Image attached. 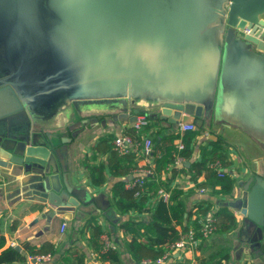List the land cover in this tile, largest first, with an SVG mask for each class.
<instances>
[{
    "label": "water",
    "instance_id": "95a60500",
    "mask_svg": "<svg viewBox=\"0 0 264 264\" xmlns=\"http://www.w3.org/2000/svg\"><path fill=\"white\" fill-rule=\"evenodd\" d=\"M263 76L264 0H0V168L14 196L57 215L108 214L104 192L72 183L62 130L103 112L133 122L139 108L203 127L220 98L226 118L242 113ZM239 187L227 202L239 245L257 246L264 173Z\"/></svg>",
    "mask_w": 264,
    "mask_h": 264
},
{
    "label": "crops",
    "instance_id": "0c3cea01",
    "mask_svg": "<svg viewBox=\"0 0 264 264\" xmlns=\"http://www.w3.org/2000/svg\"><path fill=\"white\" fill-rule=\"evenodd\" d=\"M242 111V113L240 112L235 117L230 118L213 115L209 119L208 116L205 125L200 130L201 133L192 138L190 142V145L194 147L191 159L187 160L186 158L185 160V164L190 166V163L201 157L200 145H207L209 149L214 146L215 153L222 156L225 173L234 181L233 193L235 189L239 192L240 182L246 180L250 174L264 173V76L261 88L257 89L254 95L249 96L248 101L244 102ZM93 118L91 123L86 125L76 136L72 135L74 129L71 131L62 130L60 138L64 136L72 139L68 144L70 147L68 159L72 183L76 186L85 185L91 194L104 192L106 199L111 202V207L108 210L109 216L93 205L86 206L82 212L76 209L75 214L72 210L67 211L64 215H57L52 205L14 196L17 184H10L11 182L6 179L5 171L0 168V229L6 238L5 246L0 250V254L5 248L20 246L19 251L26 254L29 260L34 255L27 250L26 244L39 249L44 243H50L63 250H69L70 255L68 257L71 264H78L82 256L85 257L83 264H93L91 263L94 258L93 254H97L104 264H109L108 261L101 260L99 256V252H106L104 244L98 250L94 241H92L93 244L91 243L93 228L89 227L88 221L95 219L104 229V232L99 236V242L104 243L105 239L109 240L110 244L115 246L114 250L120 252L124 264H144L143 261H136L127 250L126 244L132 239L125 236L118 223L126 217L140 218L144 217L145 214L139 212L119 214L113 206L111 191L115 183L121 179L128 181L145 171L154 175L155 161L150 163L138 158L137 167L129 174L119 176L111 173L110 167L106 164L111 152L115 151L114 139L125 133L134 136H140V134L128 127L132 122L130 119L114 120L109 112L100 113ZM40 123L46 126L55 124L53 120L41 121ZM61 128L58 127L60 130ZM77 128L79 127L76 126L75 129ZM156 131H160L159 127L155 126L152 129L148 127L141 134L151 133L152 135ZM163 133L164 131L160 132V135ZM102 164L106 165L104 171L106 180L102 185H95L92 183V175L97 172L96 168ZM167 175L168 173L164 171L162 178L164 179ZM193 175V170L182 169L181 175H178L177 179L175 176L172 180V188L181 186L187 190L195 186L196 183L192 180ZM205 180L206 173L203 171L197 176V181L202 183ZM125 187L128 189L127 182ZM233 193L232 195L211 196L207 189L203 194L198 190L190 198L189 206L195 210L201 199L210 198L213 212L226 207L229 212L241 219V215L227 205V202L233 198ZM154 201L151 200L150 205ZM88 208L90 209L88 210ZM63 222H66L67 226L64 231H61ZM175 227L178 231L182 230L179 224H176ZM236 233L237 230L232 232L215 230L205 242V249L199 246L197 249L185 252L175 251L164 264H172L176 259L188 260L189 264H202L203 259L208 257L212 259L211 256L213 255H218L222 264H264V239L257 246L252 244L244 247L239 245ZM58 257L59 255L56 254L50 260L40 264H56ZM32 263L34 264V262ZM13 264L25 263L14 262Z\"/></svg>",
    "mask_w": 264,
    "mask_h": 264
},
{
    "label": "trees",
    "instance_id": "16d2710c",
    "mask_svg": "<svg viewBox=\"0 0 264 264\" xmlns=\"http://www.w3.org/2000/svg\"><path fill=\"white\" fill-rule=\"evenodd\" d=\"M201 128L202 127L197 126L195 130L189 131L183 137L185 148L182 154L187 160L191 159L194 152V147L190 145V142L192 138H195L201 133ZM158 135L160 138H158L157 142L154 140L153 136L155 146H153L155 173L154 175L147 174L146 176L148 180L145 184V188L150 190V194L135 196L133 189H126L125 187L127 179L117 181L111 191L113 206L119 214L125 215V213L130 212L145 214L144 217L140 218L126 217L118 223L119 228L124 232L125 236H129L132 239V241H128L126 244L127 250L138 262H142L144 259H151L153 261L162 256L168 249V246L180 237L179 231L175 227L176 224L182 227V231H187L190 227H193L200 236L201 220L213 213L216 219V230L221 232H232L237 227L236 216L229 212L226 207L213 212L210 198L201 199L196 205L195 210H192L189 206L192 195L197 193L202 187L206 188L211 196L232 195L233 193V179L226 173L224 176H219L217 172L209 166V163L212 161L223 160L220 154L215 153L216 149H214V146L212 149H209L207 145H200V159L190 163V166L184 163L183 170L194 171L192 180L196 183L195 186L187 190H184L181 186L172 188L171 182L176 176L177 171L174 168H169V166L172 167L175 155L178 152L175 141L180 137V133L173 124H170L167 132ZM136 157L134 153L120 155L117 151H112L106 165L110 167L111 173L115 175L121 176L129 174L137 167ZM106 165L102 164L96 168L97 172L94 173L95 175H92L93 184L102 185L105 182L106 177L104 171ZM164 171L167 172L168 175L163 179L162 174ZM203 171L206 173V180L202 183H198L197 176ZM154 176L155 179H153ZM160 187L171 190L169 203L165 202L163 198L157 195V191ZM152 199L155 200L153 203L154 205H150L149 203ZM88 225L93 228L91 243L93 244L92 241H94L96 248L99 250L103 242H99L98 239L100 234L104 232V229L95 219H90ZM110 237H112V235H110ZM206 241L207 240H203L200 245L203 249L206 248ZM5 243L6 238L0 229V250L5 246ZM25 247L32 255L50 253L52 257H54L58 254L59 257L56 259V264H71L68 257L70 251L63 250L59 246L44 243L39 249L29 244H26ZM99 256L101 260H106L109 264H124L120 252L112 248L107 249L106 252H99ZM211 257L212 259L209 257L203 259L202 264H222L221 260L218 259V255H213ZM84 258L85 257L82 256L78 264H83ZM14 262L31 264L27 255L17 250L16 247L5 248L0 254V264H13ZM172 264H189V261L185 259H176Z\"/></svg>",
    "mask_w": 264,
    "mask_h": 264
},
{
    "label": "built area",
    "instance_id": "2783aa9c",
    "mask_svg": "<svg viewBox=\"0 0 264 264\" xmlns=\"http://www.w3.org/2000/svg\"><path fill=\"white\" fill-rule=\"evenodd\" d=\"M150 118L146 111L143 113H137V119L133 122H131L130 127L133 129L137 134H140V136H134L129 133H125L122 135L117 136L114 141V150L117 151L120 155H127L134 153L138 158H141L147 162L153 163V137L151 133L142 135L141 133L144 131L145 128H148L150 126ZM197 127L196 123L194 121L190 122H184L179 121L177 125V131L180 133V137L176 140L175 145L177 148V153L174 158V163L172 167L169 166V168H174L176 173V179L178 175H181L184 163H185V156L182 154V151L185 148V143L183 141V137L186 133L189 131L195 130ZM210 168L214 169L219 176L225 175V169L223 167V164L221 161L216 160L209 163ZM147 172L145 171L143 174H140L137 177H132L130 180L127 181V186L129 189H133L135 196H141L143 194H150V190L145 188V184L147 183ZM200 193H205L206 188L202 187L200 190ZM157 195H159L165 202H170V196H171V190L166 189L164 187H160L157 191ZM155 199V198H154ZM152 199V200H154ZM216 219L213 216V214H209L208 216L204 217L203 220H201V228L199 236L197 234V231L190 227L187 231H179L180 237L177 239L174 243L170 244L168 246V249L165 251V253L158 257L155 260L151 259H144V264H164L170 257H172V254L177 252H185L192 249H197L203 242V240H208L216 230ZM67 226L66 222H63L61 224V231H64ZM104 249L107 250L109 248H115V246L111 245L109 240L105 239L104 241ZM94 258L91 263L93 264H104L100 259L98 258L97 254H93ZM52 258V255L50 253L45 254H37L30 257V262H34V264H40L44 261L50 260ZM33 264V263H32Z\"/></svg>",
    "mask_w": 264,
    "mask_h": 264
},
{
    "label": "rangeland",
    "instance_id": "374dc122",
    "mask_svg": "<svg viewBox=\"0 0 264 264\" xmlns=\"http://www.w3.org/2000/svg\"><path fill=\"white\" fill-rule=\"evenodd\" d=\"M220 100H221V98L219 99V102H218L219 104H220ZM219 104H217V109L215 110V115L225 117V115H226L225 113H227V111L223 108L225 106H222V105H219ZM134 111H136L137 113H143L145 110L139 108L138 110L134 109ZM147 113H148L150 121H151L149 128L152 129L155 126H157L160 129V131H156V133L155 132L153 133L154 140L157 142L158 138H160V136L158 134H160V132H163V131L167 132V129L170 126L169 121L162 120L160 118L154 117L153 112L151 110L149 112H147ZM213 115H214V113H213ZM89 209L90 208H88V210Z\"/></svg>",
    "mask_w": 264,
    "mask_h": 264
}]
</instances>
